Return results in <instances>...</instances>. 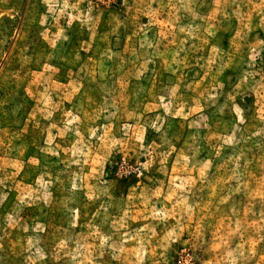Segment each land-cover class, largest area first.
Here are the masks:
<instances>
[{
    "label": "rangeland",
    "instance_id": "rangeland-1",
    "mask_svg": "<svg viewBox=\"0 0 264 264\" xmlns=\"http://www.w3.org/2000/svg\"><path fill=\"white\" fill-rule=\"evenodd\" d=\"M0 264H264V0H0Z\"/></svg>",
    "mask_w": 264,
    "mask_h": 264
}]
</instances>
